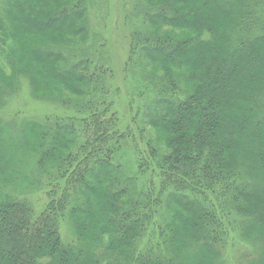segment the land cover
Wrapping results in <instances>:
<instances>
[{"label": "trees", "instance_id": "1", "mask_svg": "<svg viewBox=\"0 0 264 264\" xmlns=\"http://www.w3.org/2000/svg\"><path fill=\"white\" fill-rule=\"evenodd\" d=\"M86 1L52 8L43 20L39 16L52 7L50 0L10 1L7 10L25 21L9 18L5 23L0 10V84L9 78L13 82L27 68V51L35 64L52 59L51 78L87 98L78 108L87 115L76 120L81 140L74 128L58 125L31 126L33 132L38 128L33 139L26 133L22 144L36 149L40 164L48 160L56 168L48 170V201L39 213L26 201L0 194V264H101L106 258L119 264H219L237 218L250 235L264 231V208L258 206L264 205V85L237 103L234 114L227 102L237 92L243 65H264V0H146V26L131 34L130 59L152 62L153 75L163 82L149 119L162 128L167 152L154 146L138 152L145 192L132 191L130 179L122 186L119 167L112 165L130 132L122 130L110 99L115 93L107 84L111 69L90 58L69 63L62 53L33 43L37 30L55 26L85 37ZM222 13L229 19L219 32L211 22ZM27 72L21 73H37ZM180 83L187 87L185 98L167 99ZM241 147H250L255 160L233 155ZM82 190L87 193L80 207L76 195ZM251 204L254 211L248 209ZM162 205L174 210L165 228L157 218ZM67 212L73 215L80 246L62 239ZM156 237H164L166 245ZM251 264H264V254Z\"/></svg>", "mask_w": 264, "mask_h": 264}, {"label": "rangeland", "instance_id": "2", "mask_svg": "<svg viewBox=\"0 0 264 264\" xmlns=\"http://www.w3.org/2000/svg\"><path fill=\"white\" fill-rule=\"evenodd\" d=\"M10 1L13 0H0V10L4 16L0 14L2 20L5 23H8L9 18L25 21L24 16H17L7 10L6 5H9ZM50 1L52 7L50 9L46 7L39 16V20L45 19L49 10H53L52 8L76 0ZM146 6V0H87L85 3L87 12L84 16V26L87 29L85 37L83 35L75 37L70 30H60L57 26L52 30L44 29L39 32L37 30L35 37H32L35 45L43 47L41 50L62 53L69 63L90 58L95 61L94 65L103 64L111 69L112 76L107 77V84L115 93L110 99L121 119L122 130L130 132L128 139L115 153L112 165L114 170L119 167L116 171L120 172L122 186L129 184L130 179L133 188L131 189L136 192H145L148 187L146 176L139 172L138 152L145 153L150 146L156 147L160 153L167 152L162 128L152 126L153 123L150 125L149 119V115L157 106L159 99L157 90L162 87L159 84L163 82L153 75L152 69L156 66L152 62L149 61L150 64H148L144 59H130V37L135 29L145 28L142 15ZM228 19L229 15L222 13L216 15L211 24L222 32L221 29L227 26ZM205 22L210 24L207 18ZM33 32H35L34 29ZM31 46H33L32 43L28 44L26 49ZM26 53L24 61L27 68L21 69L13 82L12 78H9L0 84V194L11 200L26 201L39 213L44 210L48 201V170L53 171L56 167H52L54 163L48 160L43 165L40 164L41 158L37 155L36 149L31 144H22L24 137L27 133L31 139L35 138L38 128L35 132L31 129L33 125L39 124L45 129L52 125H58L62 129L72 127L76 130V140H81V124L76 120L86 117L87 114L84 111L78 112L80 110L78 108L87 102V98L78 97L77 93L66 87L67 83L51 78L55 70L54 64H56L52 59H44L41 63L35 64L36 58ZM198 66L194 62L193 69H197ZM4 68L6 75L9 76V69ZM33 69L37 71L33 76L21 73L28 71L33 74ZM241 69L236 77L237 92L234 97L230 96L227 99L231 114L236 112L237 103L244 102L252 91L264 85V65L261 66L260 61L251 65L245 63ZM61 73L63 74L64 71L61 70ZM42 82L44 83L41 84ZM34 87L38 89V92H34ZM175 92L173 98L171 94L167 99L183 100L187 87L180 83ZM68 123L72 124L68 126ZM218 134L221 136V131ZM249 150L250 147L233 149V155L255 160L250 156ZM86 193L87 190H82L76 195L81 197L80 200L82 199L80 207L84 204ZM75 205L73 202L70 208ZM258 206L264 208L262 203ZM248 209L254 211L255 207L251 204ZM160 210L157 218L161 226L165 228L166 223L171 222L174 210L168 205H162ZM237 219L236 230L231 233L229 242L221 249L219 264H251L264 254V231H259L262 235H250L242 230L243 227H240L243 219ZM73 220V215L67 212L61 223L60 233L65 244L76 247L82 242L76 233ZM156 238L158 239L156 241L160 243L162 241L161 244H165L164 237ZM161 247L168 250L163 245ZM101 251L103 252V249ZM106 259L101 264H119L117 261L112 262Z\"/></svg>", "mask_w": 264, "mask_h": 264}]
</instances>
